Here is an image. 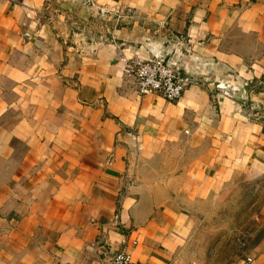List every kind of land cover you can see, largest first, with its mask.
I'll list each match as a JSON object with an SVG mask.
<instances>
[{
	"label": "crops",
	"instance_id": "obj_1",
	"mask_svg": "<svg viewBox=\"0 0 264 264\" xmlns=\"http://www.w3.org/2000/svg\"><path fill=\"white\" fill-rule=\"evenodd\" d=\"M100 15L118 21L90 43ZM122 57L192 84L139 96ZM255 106L264 0H0V264H111L126 237L134 264H205L191 214L264 176Z\"/></svg>",
	"mask_w": 264,
	"mask_h": 264
},
{
	"label": "rangeland",
	"instance_id": "obj_2",
	"mask_svg": "<svg viewBox=\"0 0 264 264\" xmlns=\"http://www.w3.org/2000/svg\"><path fill=\"white\" fill-rule=\"evenodd\" d=\"M95 19H86L92 24L83 34L86 38H100L101 31L108 35L111 23L118 21L112 15H100L92 22ZM257 112L263 123L264 109ZM190 222L191 248L204 256L205 264H243L264 238V176L226 184L220 196L209 199L191 214Z\"/></svg>",
	"mask_w": 264,
	"mask_h": 264
},
{
	"label": "built area",
	"instance_id": "obj_3",
	"mask_svg": "<svg viewBox=\"0 0 264 264\" xmlns=\"http://www.w3.org/2000/svg\"><path fill=\"white\" fill-rule=\"evenodd\" d=\"M100 39L93 38L88 42L99 44L103 42ZM121 59L126 62L128 76L131 78L132 85L139 96L156 95L167 102H175L181 98L187 87L192 84V81L182 74L174 64L158 57L149 60H126L124 57ZM216 88L223 89L220 85ZM244 101L246 103L247 100ZM258 109L257 106L245 108L247 118L254 121L263 120V117H260L257 113ZM136 245L135 240H129L126 237L112 257L111 264H134L131 249Z\"/></svg>",
	"mask_w": 264,
	"mask_h": 264
}]
</instances>
